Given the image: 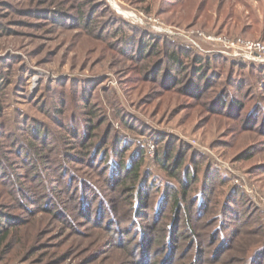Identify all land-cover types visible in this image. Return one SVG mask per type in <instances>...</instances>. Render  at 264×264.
Here are the masks:
<instances>
[{
    "label": "rangeland",
    "instance_id": "rangeland-1",
    "mask_svg": "<svg viewBox=\"0 0 264 264\" xmlns=\"http://www.w3.org/2000/svg\"><path fill=\"white\" fill-rule=\"evenodd\" d=\"M209 37L264 44V0H0V264H200L204 250L202 264H264V126L248 119L255 105L264 115V74L242 71L243 94L225 77L199 96L146 74L158 61L176 72L171 53L188 73L197 53L255 63ZM223 87L239 117L209 109ZM138 152L131 196L121 189ZM185 190L195 239L159 247Z\"/></svg>",
    "mask_w": 264,
    "mask_h": 264
},
{
    "label": "trees",
    "instance_id": "trees-1",
    "mask_svg": "<svg viewBox=\"0 0 264 264\" xmlns=\"http://www.w3.org/2000/svg\"><path fill=\"white\" fill-rule=\"evenodd\" d=\"M153 46H151L148 51H147V49L145 50V51H147V54H148V52H150V50H152ZM143 54H144V51H140L139 58L136 59V61L142 59ZM207 55L208 54L205 55L204 53H200V54L197 53L195 55V57L192 59V61L194 62L195 65L192 67L190 73H188L189 69L184 67L180 56L176 55L175 53H171L169 55L170 63L173 65V68L175 70H177L176 72H173V73L167 75L166 74L167 72L166 71L164 72L162 70L163 69V65H162L163 62L158 61V60H162V59H157L156 61H158V62L155 61L156 63L153 66L151 65V67L146 70V74H147V76H149L148 78L151 80L152 83H154V84L160 83V86L167 89V90L173 91L176 89H180L181 87L189 88L188 92L190 94H194V95H198V96H199V94H201L204 91L205 87L209 86V88H212L216 84H218L220 81L224 80L225 77H226L225 83H226V85L230 86L231 90L234 87L237 94H239V93L243 94L246 86L250 87L252 85L250 82L247 81V78L244 77L243 82H245V86L242 83L243 88L240 87V85L238 83H240L241 80H239L238 77L242 74V71L245 72V76H246V72H250L251 74H256V72L257 73L261 72V74H264V64L245 63L243 61H239L238 59H232V58H228L226 56L218 55V54L217 55H208V56ZM222 65H229L230 66L229 67L230 69L228 70L227 73L223 69L219 73H217L215 66H220V68H221ZM162 71H163V73H162ZM160 74H162V78H161L162 80H161V82H158L160 79ZM202 85L204 87H200ZM201 88H203V89H201ZM227 89L228 90H226V87H223V90L225 92H227L226 95H224L223 97L215 96L214 98H211V100L208 103V106H210L209 109L213 112H219V113H223L226 115L236 117V116L240 115L241 113H244L246 107L242 103L238 104V102L234 96H232V98H229L228 92H230V91H229V88H227ZM222 92H221V94H224ZM203 96H204V94H203ZM248 98L249 97H247V99ZM228 99H230V100H228ZM262 112H264V109L262 110ZM258 113H261V109H259V105H255V108L252 110L251 114H249L248 119H251L252 122H255L256 126H260L261 122L264 126V115L262 118H259V116H257ZM90 115L92 116V119H91V121H89V123H93L94 122L93 118L95 117V112L90 113ZM89 123L86 124V121H85V125L83 127L85 134H87V135H85V138H83L84 140H90V138H92V139L94 138V137H87L89 132H90V128H92L93 130L97 129L96 124H94L93 126H91L89 128L88 127ZM90 135H92V133ZM40 136H42V135L40 134ZM44 136H46V135H43L41 138H43ZM104 141H105V139L103 140L102 143H100V145L105 144ZM85 143H86V141H83L81 146L85 147ZM87 146L91 147V145H87ZM31 148L32 149L34 148L37 153L44 152V150H45V147H43L42 142H39V144H36V145H31ZM90 150L91 149H89L87 151L86 156H89ZM127 153H128V150H124L122 152V158H124V156ZM140 156H142L144 158L145 153L143 152V154H142L141 152H138V153H135V157H134V155H131V157H130L129 161H130L131 165L129 166L128 177L126 179H124V187H122V189H121L122 193H126L129 190L128 194H130L132 196V192L134 191L133 190L134 187H129V184L137 183L140 179L139 178L140 165H138V163H139L138 158ZM1 157H3V156H1ZM68 157H69V155H68ZM120 162L122 164H117V167L120 169H124L123 164L124 165H126V164L124 163V161H120ZM126 170H128V167L126 168ZM115 176H116V173H115ZM175 176H177V175H175ZM111 182H113V181H111ZM184 189H187V188L184 187ZM140 195L141 194H137L136 199H134L132 197L133 200H136L135 205L139 209L142 208V206L146 203L144 198H142ZM181 195L174 193V195H172L170 197V200H171L172 206H173L172 213H171V225H170L171 229L169 227L170 235H169L168 240H167L168 244H165L163 241H161L162 244L160 242L159 247H161V246L166 247V245L168 246L170 244L175 245V247H176V245L178 244V242L181 239L188 238V236H191L195 239L196 234L194 232H190L192 234V235H190V233L188 232V229L190 230V226H193V220H192L193 211L191 209V203L188 201L187 190H185ZM146 198L148 201H150L149 197H146ZM167 199L168 198H166V196H163L160 201H161V203H163V202L167 201ZM181 199L185 200V203H186L185 207L182 204V202L184 203V201H181ZM170 200H169V202H170ZM197 200L193 199V201H195V202ZM148 201H147V203H149ZM147 203L145 204L144 214L147 211L146 209H149V206ZM197 203H198V201H197ZM198 206H199V212H200L201 211L200 208L204 209L205 207L208 206V204H204V203L201 204L200 200H199ZM182 211L184 212L183 215H182ZM157 215H158V213H157ZM183 218L185 219V221L187 223H186V229L182 232V231H180V224H181V221ZM152 228H154L153 225L149 226V228H146L145 226L143 227L144 232H147L148 230H152V232H155V231L158 232L161 230V229L153 230ZM171 230H172V232H171ZM220 236H221V233L216 230L212 234V240L216 243L219 241ZM227 239L229 240L230 238L226 237L225 235L222 237V241H223L222 246H221L222 249H220V251H218L217 254H219V255L221 254V250H223L226 246L225 241H227ZM5 241H6V237L0 239V253L1 254H2V252H4L6 250V247H8L7 245H5ZM148 244L146 245L147 246L146 250L149 249ZM222 254H223V252H222ZM204 258H205V250H204L203 254L201 252V254H200V256H198L197 260L200 264H202L205 262ZM258 260L259 259H257L256 261H258Z\"/></svg>",
    "mask_w": 264,
    "mask_h": 264
},
{
    "label": "built area",
    "instance_id": "built-area-1",
    "mask_svg": "<svg viewBox=\"0 0 264 264\" xmlns=\"http://www.w3.org/2000/svg\"><path fill=\"white\" fill-rule=\"evenodd\" d=\"M209 41L216 42L217 44H224L228 49L232 51L231 56L240 57L245 60L255 62V63H264V60H257L256 57L260 56L264 58V44L260 42L246 41L243 39H238L236 41H231L229 39H223L221 37H209ZM148 153L152 155L154 153L155 146L154 144H148L146 146Z\"/></svg>",
    "mask_w": 264,
    "mask_h": 264
}]
</instances>
